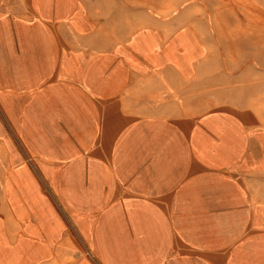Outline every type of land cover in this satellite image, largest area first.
Returning <instances> with one entry per match:
<instances>
[{"label":"crops","instance_id":"0c3cea01","mask_svg":"<svg viewBox=\"0 0 264 264\" xmlns=\"http://www.w3.org/2000/svg\"><path fill=\"white\" fill-rule=\"evenodd\" d=\"M133 8L0 0V264H264V119Z\"/></svg>","mask_w":264,"mask_h":264},{"label":"rangeland","instance_id":"374dc122","mask_svg":"<svg viewBox=\"0 0 264 264\" xmlns=\"http://www.w3.org/2000/svg\"><path fill=\"white\" fill-rule=\"evenodd\" d=\"M138 16L188 26L202 42L207 108L238 95L264 119V0H133ZM197 79V76H193ZM140 79L128 97L136 100ZM180 104H183L181 102ZM134 105V104H133ZM194 104H192V108ZM187 109V108H186Z\"/></svg>","mask_w":264,"mask_h":264}]
</instances>
